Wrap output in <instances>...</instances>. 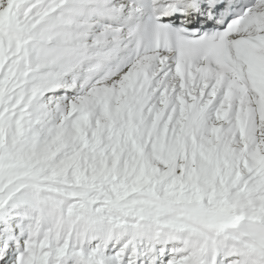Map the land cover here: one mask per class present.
<instances>
[{
    "label": "snow or ice",
    "instance_id": "6c2138e0",
    "mask_svg": "<svg viewBox=\"0 0 264 264\" xmlns=\"http://www.w3.org/2000/svg\"><path fill=\"white\" fill-rule=\"evenodd\" d=\"M0 264H264V0H0Z\"/></svg>",
    "mask_w": 264,
    "mask_h": 264
}]
</instances>
